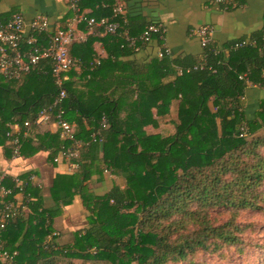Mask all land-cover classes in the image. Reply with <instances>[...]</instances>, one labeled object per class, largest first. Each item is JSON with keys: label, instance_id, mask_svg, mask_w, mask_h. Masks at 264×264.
Listing matches in <instances>:
<instances>
[{"label": "trees", "instance_id": "trees-1", "mask_svg": "<svg viewBox=\"0 0 264 264\" xmlns=\"http://www.w3.org/2000/svg\"><path fill=\"white\" fill-rule=\"evenodd\" d=\"M78 5L97 19L112 13L111 3L97 15L86 11L89 0H78ZM127 20L131 35L159 24ZM97 30L102 33L70 50L83 70L78 81L66 82L62 102L65 119L77 123L75 136L90 144L75 160L74 173L55 176L50 189L54 208L43 206L36 186L25 188L29 211L2 230V247L14 255L0 264H200L199 253L214 255L239 245L251 226L238 220L244 212L264 221V134H257L264 129V98L250 112L244 100L250 86L264 90V16L254 35L225 48L211 41L199 57L173 56L164 48L165 33L151 34L132 50L122 46L121 36ZM48 38L40 36L41 47ZM242 39L255 43L230 48ZM96 42L104 47L101 59L93 58ZM148 45L159 47L160 56L152 55L143 64L119 60ZM97 59L99 64L90 66ZM203 60L205 67L194 70ZM102 73L104 80L111 79L114 91L99 89L100 96L87 111L86 88H96ZM70 75L76 77L74 71ZM56 93L48 59L18 81L0 77V145L11 142V125L16 124L20 153L29 145L33 151H47L53 162L69 142L50 132L49 123H37L36 117ZM170 116L172 135L146 129L159 127V121ZM25 122L27 137L22 136ZM92 133L96 141H91ZM9 147L12 152L11 143ZM106 169L113 177L111 186L95 193L92 176H102ZM7 185L13 194L18 191L10 180ZM75 196L87 210V225L75 232L71 243L58 244L52 219Z\"/></svg>", "mask_w": 264, "mask_h": 264}, {"label": "crops", "instance_id": "crops-1", "mask_svg": "<svg viewBox=\"0 0 264 264\" xmlns=\"http://www.w3.org/2000/svg\"><path fill=\"white\" fill-rule=\"evenodd\" d=\"M68 3L69 0H0V23L7 20L13 12H21L27 22L37 15L46 16L51 29L54 30L63 26L71 18ZM117 4L123 5L126 17L135 22L156 21L161 24L165 30L163 43L167 51L176 57L188 55L199 57L201 55L202 48L199 39L190 33L192 29L199 26H210L213 30L212 41L219 47L225 48L233 40L254 35L263 25L264 0H243L238 7L232 9H225L218 0H89V8H86V11L97 15L106 12L109 5V7H113ZM97 29L102 28L88 31L81 25L79 34L83 35L85 39L75 42L70 50L75 44L85 43L91 36H95L97 32H100ZM93 51L94 59L96 57L101 59L105 56L104 47L99 42L94 43ZM158 53L159 47L148 45L129 58L119 57V60L143 64L145 60L150 59L152 55H158ZM73 58L80 61L79 58ZM82 70L81 63L73 67L68 73L69 82L78 81L77 77H81ZM71 71H74L76 77H71ZM103 76L102 73L96 78L98 83L96 88L98 89L95 87L86 88L84 98L87 111L95 105L97 96H100V90L107 87L108 91H112V89L114 91V87L109 86L111 79L104 80ZM89 78L91 77L87 74V79ZM120 90L121 88L118 87L117 93ZM263 98L264 90L257 86L247 88L244 97L246 111L254 110L258 101ZM173 109L172 105L171 114ZM83 122L86 123L87 120L83 119ZM71 123L77 128L76 122ZM47 128L52 133L56 132L53 125ZM146 129L150 132H159L163 136L172 135V117L159 121V127L155 129L151 126H147ZM163 129L166 130L163 131ZM18 132V125H11V133L16 135ZM9 146V141L0 145V173H5L7 176L5 184L7 185L8 180L17 176L24 178L26 175L34 174L35 179L31 186H36L40 190L45 208H54L55 203L50 196V189L55 176L57 174H72L77 169V165H72L71 162L64 159L51 162L48 159L47 151H33L29 145L24 146L22 153L15 157ZM111 178L113 177L107 169L102 176L93 175L91 187L94 192L102 194L108 190L111 186ZM14 196L18 202L25 198L21 192H16ZM30 200H35V197H31ZM28 211L27 208L26 213ZM86 216L87 210L78 196L73 198L71 204L61 207V210L52 219L53 235H55L58 244L71 243L75 232L86 227Z\"/></svg>", "mask_w": 264, "mask_h": 264}, {"label": "built area", "instance_id": "built-area-1", "mask_svg": "<svg viewBox=\"0 0 264 264\" xmlns=\"http://www.w3.org/2000/svg\"><path fill=\"white\" fill-rule=\"evenodd\" d=\"M227 9L234 7L241 0H218ZM68 8L71 18L64 26H59L52 30L46 16L37 15L30 21H26L21 12H13L7 20L0 23V77L8 80H20L24 75L35 69L39 62L48 59L52 64V76L57 93L51 103L44 105L37 112V123H49L55 126L59 138L69 142V146L60 152L53 159V162L66 160L72 165H77L75 160L80 157V152L85 150L90 142L78 139L75 134V126L65 119V110L62 102L66 97V82L69 80V71L77 65L70 55L71 46L77 41H83L85 37L79 34V27L82 25L86 30L102 28L106 33L119 35L123 38L126 46L132 50H137L151 34L164 33L161 24H149L139 35H131L126 25L128 23L123 5H114L109 18H95L87 16L78 5V0H69ZM190 33L199 39L201 48H206L212 41L213 30L208 25L194 28ZM49 35L47 45L43 48L40 44V36ZM162 37V36H161ZM254 40L242 39L230 46L231 49L254 44ZM164 48H166L164 46ZM167 51V48H166ZM160 56V52L158 53ZM99 60L91 63V66L98 65ZM205 60L195 65L193 69H203ZM181 73V70H179ZM102 118L101 124L104 125ZM23 137L29 136L28 122L24 123ZM243 129V128H242ZM96 134H91V141H96ZM12 154L20 155L21 140L19 134L13 136L11 142ZM7 176L0 173V234L2 230L21 212L27 211V199L18 202L15 199L12 188L5 184ZM35 179L34 174H29L26 178L15 177L10 181L14 187L24 195L25 188ZM14 254L5 251L0 241V261H10Z\"/></svg>", "mask_w": 264, "mask_h": 264}, {"label": "rangeland", "instance_id": "rangeland-1", "mask_svg": "<svg viewBox=\"0 0 264 264\" xmlns=\"http://www.w3.org/2000/svg\"><path fill=\"white\" fill-rule=\"evenodd\" d=\"M174 130L173 126V133ZM257 134L263 135L264 129L258 131ZM119 183L122 184L121 181ZM238 220L251 225L242 233V242L232 248L224 247L214 255L199 253L196 260L201 262L200 264H261L264 257L263 247H261L264 246V221L260 216L251 212H244ZM52 236L56 241L55 235ZM240 248L242 251L238 252Z\"/></svg>", "mask_w": 264, "mask_h": 264}, {"label": "water", "instance_id": "water-1", "mask_svg": "<svg viewBox=\"0 0 264 264\" xmlns=\"http://www.w3.org/2000/svg\"><path fill=\"white\" fill-rule=\"evenodd\" d=\"M102 145V143H100V146Z\"/></svg>", "mask_w": 264, "mask_h": 264}]
</instances>
